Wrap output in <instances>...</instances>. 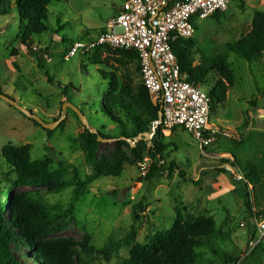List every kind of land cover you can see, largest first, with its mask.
I'll list each match as a JSON object with an SVG mask.
<instances>
[{"label":"rangeland","instance_id":"374dc122","mask_svg":"<svg viewBox=\"0 0 264 264\" xmlns=\"http://www.w3.org/2000/svg\"><path fill=\"white\" fill-rule=\"evenodd\" d=\"M123 2H51L48 30L33 35L28 45L20 41V17L12 0L8 13H0L1 91L44 122L57 123L52 129H44L0 99V204L6 203L4 218L8 219L10 203L3 192L10 188L12 199L28 194L53 207L52 213L58 215V222L52 225L53 238L78 242L88 238L96 250H101L109 239H120L133 226L130 245L122 247L109 262L97 261L125 264L131 245L147 243L156 232L169 229L175 209H179L184 216L212 218L219 230L217 236L197 249L196 264H264V238L255 244L252 235L256 231L255 212L264 208V57L249 62L232 52L228 54L235 81L228 88L225 102L214 104L209 123L233 137L219 136L201 149L181 127L160 129L156 135L165 148L157 163L162 168L160 174L140 181L153 161L146 151L141 159L132 157L130 148L123 145L129 163L121 175L93 179V168L85 163L75 138L97 123L94 118L100 122L98 126L105 124L106 130L115 132L100 110L108 85L99 74L102 66L92 62V56L76 55L69 61H63L62 56L68 43L97 35ZM262 8L264 0H230L220 16L194 19L193 64L202 62L201 54L213 59L226 52L229 43L248 32L253 12ZM110 62L121 79L134 85L142 81L141 71L134 64L114 59ZM217 80L208 71L205 78L200 77V87L208 93ZM64 102L79 108L88 123L83 124L68 106L63 111ZM119 139L101 141L97 159L110 155ZM7 144H31V161L50 157V170L60 171L61 185L67 181L74 183L75 167L85 182L81 193L73 196V183L65 187L53 182L44 186L16 183L17 174L9 171L2 158V148ZM233 159L243 167L251 161L263 172L261 181L247 189L250 208L243 202V183H236L235 189L230 184L232 179L227 180L218 172L225 170L224 164ZM170 162L173 171L167 174Z\"/></svg>","mask_w":264,"mask_h":264},{"label":"trees","instance_id":"16d2710c","mask_svg":"<svg viewBox=\"0 0 264 264\" xmlns=\"http://www.w3.org/2000/svg\"><path fill=\"white\" fill-rule=\"evenodd\" d=\"M54 1L58 0H12L20 17V41L23 45L31 43L33 35L48 30L46 24L48 5ZM10 6V0H0V13L7 14ZM221 13L216 12L212 16L218 17ZM194 47L193 38L178 39L172 44L180 69L186 74L188 81L200 83V77L205 78L208 71H212L218 77L213 89L208 92L211 113L215 103L225 102L228 88L235 81L228 61L229 52L249 62L263 57L264 8L253 12L248 32L229 43L226 52L213 59H208L201 54L202 62L193 64ZM91 56L92 62L102 66L99 74L108 85L107 91L102 95L101 114L106 118L108 125L114 127L117 134L106 130L105 124L98 126L100 122L94 118V123H97L91 127L96 129V133L85 128L75 138L83 151L85 163L93 168L94 180L100 177H118L124 166L129 163V155L122 147L125 145L130 148L129 153L134 158L141 159L144 151L148 153L153 162L140 181L150 180L162 172V168L157 163L165 148L156 135V132L162 128L157 127L149 140L142 136L133 147L127 139L132 141L139 134L152 132L158 120L160 104H154L151 101L143 81L134 85L121 79L117 75V68L110 62L114 59L123 64H134L135 69L140 71L138 53L134 49L104 46L97 48L89 58ZM0 93H3L1 89ZM33 121L41 126L35 120ZM98 137L120 138L116 141L114 151L99 160L97 159V150L100 145ZM31 149V144L20 146L7 144L2 148V158L9 171L17 174L16 183L44 186L53 182L60 187L73 183L67 181L61 185L60 171L50 170L52 163L50 157L31 161ZM231 163L243 172L246 182L250 185H256L261 181L263 172L253 162L247 161L244 167L235 159ZM168 165L170 168L167 169V174H171L173 163L170 162ZM72 171L75 187L73 196L77 197L85 182L75 167ZM218 172L227 173L230 176L226 170H218ZM246 182L242 181V197L244 204L250 208L251 202ZM236 183L239 182L234 181V185ZM3 195L7 203H10V207L7 210L8 219H5L3 211L6 203L0 204V264H97L99 259L109 262L122 247L130 245L134 238L133 226L120 239H109L101 250H96L89 243L88 238L84 242L65 237L53 238L55 229L52 225L58 222L57 213H52L53 207L37 201L28 194L12 199L10 188L5 189ZM175 214L174 222L169 229L156 232L147 243H133L125 264H196L197 249L205 241L217 236L219 230L216 229L215 222L210 217L184 216L179 209H175ZM255 215H264V208L258 209ZM57 228L62 226L58 225ZM255 234L256 231L252 232L253 236Z\"/></svg>","mask_w":264,"mask_h":264},{"label":"built area","instance_id":"2783aa9c","mask_svg":"<svg viewBox=\"0 0 264 264\" xmlns=\"http://www.w3.org/2000/svg\"><path fill=\"white\" fill-rule=\"evenodd\" d=\"M229 1L124 0L97 35L71 42L62 59L69 61L76 55L90 56L104 46L134 49L139 56L143 84L151 101L160 104L162 110L159 126L167 131L181 127L202 149L219 136H233L209 123L208 93L201 89L200 83L187 80L172 44L178 39L192 38L194 19H206L216 12H224ZM224 167L232 180L246 182L243 172L231 162ZM255 222L254 243L257 244L264 238V215H255Z\"/></svg>","mask_w":264,"mask_h":264},{"label":"water","instance_id":"95a60500","mask_svg":"<svg viewBox=\"0 0 264 264\" xmlns=\"http://www.w3.org/2000/svg\"><path fill=\"white\" fill-rule=\"evenodd\" d=\"M0 99L6 101L7 103H9L10 105L14 106L15 108H17L18 110H20L23 114H25L27 117L35 120L37 123H39L44 129H52L57 123H54V122H51V123H46L44 122L39 116H37L36 114H34L31 110H28L27 108L21 106L18 102H16L15 100L7 97L6 95H4L3 93H0ZM69 107L71 108L75 114L78 116V118L81 120V122L83 124H87L88 123V120H87V117L79 110V108L73 106L72 104L68 103V102H64L63 103V111L66 110V107ZM162 120V110H161V107L159 108V111H158V120L155 122V125L152 129V132L151 133H142V134H139V136L137 138H135L134 140L132 141H129L127 139V141L130 143V145L133 147L136 143L137 140H140L142 136H145V138L147 139L149 136H152V133L154 134L155 133V129L157 127H159V124ZM90 132L92 133H96V129L93 128V127H88ZM106 139H102L101 137H98V141L101 142V141H105ZM123 194H124V191H123Z\"/></svg>","mask_w":264,"mask_h":264},{"label":"crops","instance_id":"0c3cea01","mask_svg":"<svg viewBox=\"0 0 264 264\" xmlns=\"http://www.w3.org/2000/svg\"><path fill=\"white\" fill-rule=\"evenodd\" d=\"M118 11V10H117ZM195 42V41H194ZM263 57H264V55H263ZM237 140H239V139H237ZM229 154V153H228ZM222 176L225 178V179H227V180H231L230 179V176L227 174V173H223L222 174ZM234 181H232L230 184H233L234 185V183H233ZM234 187H235V185H234ZM237 187H235V189H236Z\"/></svg>","mask_w":264,"mask_h":264}]
</instances>
